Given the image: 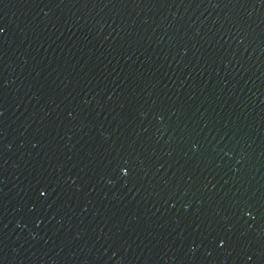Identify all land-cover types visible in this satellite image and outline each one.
Segmentation results:
<instances>
[{
    "label": "water",
    "instance_id": "obj_1",
    "mask_svg": "<svg viewBox=\"0 0 264 264\" xmlns=\"http://www.w3.org/2000/svg\"><path fill=\"white\" fill-rule=\"evenodd\" d=\"M0 264H264V0H0Z\"/></svg>",
    "mask_w": 264,
    "mask_h": 264
},
{
    "label": "snow or ice",
    "instance_id": "obj_2",
    "mask_svg": "<svg viewBox=\"0 0 264 264\" xmlns=\"http://www.w3.org/2000/svg\"><path fill=\"white\" fill-rule=\"evenodd\" d=\"M120 171H121V172H124V171H125V169H124V168H121V169H120Z\"/></svg>",
    "mask_w": 264,
    "mask_h": 264
}]
</instances>
